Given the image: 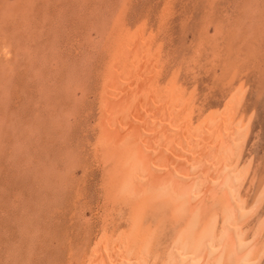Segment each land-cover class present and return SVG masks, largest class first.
Here are the masks:
<instances>
[{
    "label": "rangeland",
    "instance_id": "374dc122",
    "mask_svg": "<svg viewBox=\"0 0 264 264\" xmlns=\"http://www.w3.org/2000/svg\"><path fill=\"white\" fill-rule=\"evenodd\" d=\"M121 27L143 47L155 40L150 95L161 116H184L190 138L214 136L238 109L240 203L260 208L264 246V0H0V264H89L107 240V203L97 193L104 174L93 153L104 51ZM120 206L109 229L125 247ZM215 221L218 230L220 215ZM146 222L143 237L154 229ZM162 239L156 254L169 251ZM159 254L149 262L165 264Z\"/></svg>",
    "mask_w": 264,
    "mask_h": 264
},
{
    "label": "bare ground",
    "instance_id": "6f19581e",
    "mask_svg": "<svg viewBox=\"0 0 264 264\" xmlns=\"http://www.w3.org/2000/svg\"><path fill=\"white\" fill-rule=\"evenodd\" d=\"M113 35L104 51L102 112L93 153L103 169L97 193L107 203L101 218L110 234L93 247L89 264H149L158 250L154 241L164 237L170 240L169 251L158 254L165 256V264H262L260 208L246 212L240 203L245 185L238 170L246 139L231 131L238 109L223 116L214 136L190 138L187 125L181 126L184 116H170L169 110L161 116L150 95L157 61L148 62L146 57L155 40L143 47L122 27ZM119 205L128 213L124 219L119 212V220H127L130 228L125 247L116 246L115 231L109 229ZM218 215L221 226L216 230ZM148 219L154 229L143 237ZM252 221L256 225L248 243L245 227Z\"/></svg>",
    "mask_w": 264,
    "mask_h": 264
}]
</instances>
